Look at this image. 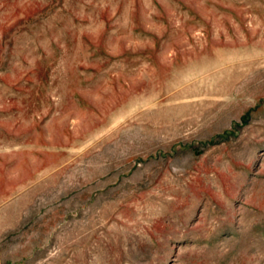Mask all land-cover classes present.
Masks as SVG:
<instances>
[{
  "label": "rangeland",
  "instance_id": "rangeland-1",
  "mask_svg": "<svg viewBox=\"0 0 264 264\" xmlns=\"http://www.w3.org/2000/svg\"><path fill=\"white\" fill-rule=\"evenodd\" d=\"M0 264H264V0H0Z\"/></svg>",
  "mask_w": 264,
  "mask_h": 264
}]
</instances>
